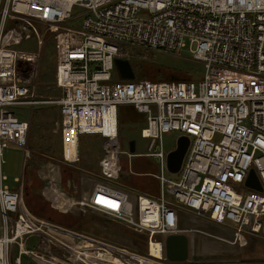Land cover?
Here are the masks:
<instances>
[{
  "label": "built area",
  "instance_id": "1",
  "mask_svg": "<svg viewBox=\"0 0 264 264\" xmlns=\"http://www.w3.org/2000/svg\"><path fill=\"white\" fill-rule=\"evenodd\" d=\"M262 16L264 0H0V264H23V256L27 264H172L162 239L177 230L178 214L164 190L161 196L142 193L137 202L120 182L123 161L131 164L136 156L156 158L163 172V136L170 131L188 135L191 143L179 179L159 176L167 191L200 214L234 220L238 235L258 232L264 193L239 191L236 185L251 167L264 184V124L252 117L264 111ZM47 34L55 43L62 96L41 100L38 79ZM24 43L29 48H22ZM186 47L205 64L199 82L127 80L113 71L114 58L130 56L133 49L179 53ZM44 102L60 106L65 161L79 160L80 134L105 139L99 162L108 181L96 183L82 205L141 232L147 238L145 252L38 215L26 203L25 175L14 185L7 182L8 144H21L26 160L31 156L28 124L12 107ZM123 105L144 115L141 136L155 151L133 154L122 147ZM72 132L77 152L70 156L65 140ZM46 156L37 173L45 197L55 201L51 191L59 168L43 175V167L57 165ZM101 197L110 204H100ZM154 245L160 246L158 255L152 254Z\"/></svg>",
  "mask_w": 264,
  "mask_h": 264
},
{
  "label": "rangeland",
  "instance_id": "2",
  "mask_svg": "<svg viewBox=\"0 0 264 264\" xmlns=\"http://www.w3.org/2000/svg\"><path fill=\"white\" fill-rule=\"evenodd\" d=\"M67 24L72 25L71 22ZM41 30H43V27H41ZM34 42L35 39L30 41L32 45ZM21 47L29 48L27 43L22 44ZM136 55L141 59L137 58ZM124 59L131 62L135 74L137 71L135 70L133 61L135 62L136 59L141 60L143 64H155L162 68L165 67L164 73L168 75H170V70H166V68L188 72L195 79L202 77L204 72L203 64L194 60L192 54L186 49L181 54L133 49L131 55L126 56ZM55 64L56 50L54 40L50 34H47L38 79V94L41 100H51L62 95V91L55 87ZM152 76L154 77L155 74ZM12 110L20 119L31 121L29 147L34 152L26 160L24 157V147L21 144L10 142L3 157V172L7 176V182L10 185H14L16 177L25 175L27 205L29 204L38 215L48 217L59 224L63 223L62 225L66 227L89 233L85 225L87 223L91 225L90 223H92L89 230L93 232L102 230L104 233H108V239L130 247L141 241V249H144L147 242L146 236L128 230L91 210L80 211L76 209L75 212H72L58 200L61 191H65L70 195L74 194L72 189L69 188L72 182L78 186L79 193L77 195L91 186L101 171L98 161L101 157H99V153L100 155L101 153L103 154L105 139L101 135H88L86 137L87 140L82 144L81 160L67 162L63 159L64 143L62 128L59 126L60 108L57 104L44 102L37 104L34 108L26 104H17L12 107ZM119 119L122 120L119 126V140L124 149L129 147L131 140H134L137 153L153 152L156 150V148L150 149V139L141 136V128L144 125L142 114L131 115L129 107L123 105L119 108ZM180 135L181 133L178 131H170L164 134L163 147L166 154L176 147ZM83 136L85 134H82L80 137ZM32 142L35 144H31ZM43 147H50L52 152L48 151V155L57 165H46L41 169V173L45 175L50 170L57 171L56 168H59V175L55 176V185L53 184L52 186V190L54 191H51V195L56 198L55 201L45 197V185L39 179L32 176L34 172L33 168L36 166L34 163L37 159L35 153L39 151L38 148L43 149ZM47 159L45 158V161ZM147 159L155 164L156 170L154 172L159 173L160 168L156 158L149 157ZM87 161L93 163L91 169H85L81 165L87 163ZM125 161L127 160H124V163H126ZM52 166L53 169H51ZM30 172L32 178L29 176ZM123 173L124 177H129L130 173L133 177H137L134 185H130L128 189L133 192H142L140 186L144 178H146L144 173L137 172L131 167L123 171L121 177ZM71 174H73L72 177ZM165 174L172 178H177L180 175L179 173L172 174L168 170H166ZM202 219L193 214L186 217L182 222L181 227L183 232L180 234H185L189 238V258L185 262H175V264H264V216L259 218L261 228L258 232L250 233L244 231L240 236L236 235L232 230L222 229L213 223V225L221 229L214 227L210 224L211 222H207L206 218ZM228 222L232 225L235 224L231 221ZM79 223L83 227H79ZM94 224L95 226H93ZM29 248H32V246H29ZM23 262L27 264L26 256H23Z\"/></svg>",
  "mask_w": 264,
  "mask_h": 264
},
{
  "label": "bare ground",
  "instance_id": "3",
  "mask_svg": "<svg viewBox=\"0 0 264 264\" xmlns=\"http://www.w3.org/2000/svg\"><path fill=\"white\" fill-rule=\"evenodd\" d=\"M261 19L264 21V16H262ZM190 39L193 40L194 37L191 36ZM141 49H143V48H141ZM185 49L188 50V51L192 54V57H193L194 60H196V61H198V62H200V63L203 64V66H204V72H203L202 77H200L199 79H195V78H193V79L173 80V81H171V80H166V79H164V80H153V79H150V78H141V80L151 81V82H154V83H177V82H187V81H195V82H199L200 80H202V79L204 78V76H205V71H206L205 64H204L203 61H201V60L195 58V57H194V54L191 52V50H190L188 47L182 49L179 53L163 52V51H157V52L168 53V54H181V52H182L183 50H185ZM143 50H144V49H143ZM147 51H148V50H147ZM154 52H155V51H154ZM125 57H126V56H123V57H115V58H114V61H113V71H114V73H115L119 78H121V77H120L119 72H118V70H117L116 59H124ZM124 60H127V59H124ZM130 63H131V62H130ZM132 67H133V66H132ZM122 79H123V78H122ZM135 79H138V78L135 76ZM127 80H131V79H127ZM55 87H56V89H59V90L62 91V88L59 87V86L57 85L56 77H55ZM61 96H62V95H61ZM61 96H59V97H57V98H55V99H58V98H60ZM58 106H59V105H58ZM59 108H60V106H59ZM60 113H61V110H60ZM252 117H253V119H254V121H255L256 123L264 124V111H257L256 113H254V114L252 115ZM20 121H21V122H25V123L28 124V131L30 132L31 121L22 120V119H20ZM105 122H106L105 125L107 126L108 123H109V118H107ZM106 129H107V127H106ZM106 132H107V131H106ZM178 132H180V131H178ZM180 133H181V132H180ZM81 135H82V134H80V136H81ZM229 136H230V135H229ZM65 144H66L65 150H66L67 155L73 156L74 154H76V152H77V142H76V135H75L73 132H72L70 135H67V136H66ZM150 144H153V143L150 142ZM99 166H100L101 171H100V174H98L97 178L94 180V182H93L94 184H93L92 188H93L94 185H95L96 183H98V182H101V181H105V182H107V181H108L107 178L104 177V175L102 174V168H101L100 162H99ZM184 166H185V163H184V161H183V164H182V167H181V170H180L179 174H180L181 171L183 170V167H184ZM163 167H164V169H163V172H162V170H161V164L159 163V168H160L159 173H157V172L144 173V176H153V177L156 178V180L158 181V184H159V194L156 195V196H161L162 193H163V190H164L166 199L171 203V206L176 210V212H177V214H178L177 230L165 234L164 237H163V239H162V243H163V247H162V248H163L164 254H165V256H166V259H167L170 263L175 264L174 261H171V260H169V259L167 258V254H166V238H167L169 235H171V234H180V233H182V232H183V229H182V227H181L182 222L186 219V217L192 216L193 214H195L197 217H201V219H202V218H206V219H207V222L214 223V224L220 226L222 229L232 230V231L235 232L236 235H238V234H237V232H238L237 226H238L239 224H238L237 222H235L234 220L229 219V220H226L225 222H219V221L213 219L212 217H210L209 215H203V214H200V213H198L197 210L194 209V208H190V207L187 208V207H185V206L183 205V203L180 202V200L178 199V197H177L175 194H172V193L168 192V191H167V187L162 185L159 176L163 173V175H165V177H166L167 179L174 180V181L176 180V181H177V180L179 179L180 175H179L177 178H172V177H168V176L165 174L166 170H168V168H167V157H166V159H165V163H164V166H163ZM251 170H254V171L256 172V174H257V176H258V178H259V180H260V182H261V185H262V187H263V190H262V191L257 190V189H253V188H251V187H249V186L246 185V181H247V179H248V177H249V174H250ZM122 172H123V171H122ZM122 172H121V174H122ZM130 172H131V171H130ZM145 174H146V175H145ZM177 174H178V173H177ZM120 177H121V176H120ZM7 179H8V178H7ZM83 185H84V184H83ZM236 186H237V188L239 189V191H257V192H259V193H264V184H263V182H262V180H261V178H260L258 172L256 171V169H255L254 167H251V168H250V170H249V172H248V175H247V177L245 178V180H244L242 183H238ZM77 187H78V186H77L75 183H73V182L70 183V187H69V188L72 189V192L74 193L73 195H70L69 193H67V192H65V191H61V192H60L58 200L62 203V205H63L64 207H66L68 210H70V211H72V212H75L76 209H77V210H80V211H85V210H91V211H94V212H96V213H98V214L104 216L105 218H107V219H109V220H112V221L118 223V224L121 225L122 227H125V228L128 229V230H131V229H130L128 226H126L125 224H122V223L118 222L117 220L108 217L107 214H105V213H103V212H101V211H99V210H96V209L94 210V209H91L90 207H87V206L82 205V202H81V201L89 200V199L92 197V194H93V193H92V188H91L90 192H89L86 196H84V197H82V198H76V195L79 193V190H78ZM126 190L131 194V196H132L137 202H139V198H138V197L141 196V194H142L143 192H141V193L133 192V191L129 190L128 188H127ZM213 191H214V189H211V190H210V192H213ZM239 200H240V197H237V201H239ZM99 202H100V204H102V205H108V204H110V202H109L108 200H106L105 198H103V197H101V198L99 199ZM262 216H264V215H262ZM202 220H204V219H202ZM236 220H237V221L239 220L238 217L236 218ZM228 221H231V222H233V223H235V224L232 225V224H230ZM90 224H91V225H89V223H87V224L85 225L86 228L88 229L89 233H85V232H83V231H78V230H77V231L80 232V233H82V234H86V235H89V236H92V237L99 238V239H101V240H103V241H106V242H109V243H113V244H116V245H119V246H122V247L130 248V249H132V250H134V251H136V252H138V253H140V254L143 253V252H145V250H146V246H145L144 249H141V246H142V245H141V241H140L139 243H137V244H134V245H133L134 248H133V246L130 247V246H128V245L121 244V243H119V242H117V241H112V240L108 239V233H104L102 230H100V231H98V232H93V231L89 230V229L91 228V226H92V223H90ZM93 226H95V224H94ZM131 231H133V230H131ZM133 232H135V233H137V234H141V232H136V231H133ZM242 232H244V231H241V233H242ZM111 236H112V234H111ZM238 236H240V235H238ZM63 237H64L65 239H68V237H66V236H63ZM120 239L123 240V238H121V237H120ZM23 249H25V248H24V245H23ZM159 249H160V246H155V245H154V246L152 247V254L158 255L159 252H160ZM23 264H24V262H23ZM84 264H86V263H84Z\"/></svg>",
  "mask_w": 264,
  "mask_h": 264
},
{
  "label": "water",
  "instance_id": "4",
  "mask_svg": "<svg viewBox=\"0 0 264 264\" xmlns=\"http://www.w3.org/2000/svg\"><path fill=\"white\" fill-rule=\"evenodd\" d=\"M117 70L123 79H135V71L129 60L116 59ZM130 106V105H128ZM144 116V115H142ZM191 138L188 135L181 134L177 140L176 147L167 154V168L172 174L180 172L185 155L189 149ZM129 149L136 153V144L134 140L130 141ZM246 185L262 191L263 187L254 170H251ZM167 258L174 262H185L189 258V238L185 234H171L166 238Z\"/></svg>",
  "mask_w": 264,
  "mask_h": 264
},
{
  "label": "trees",
  "instance_id": "5",
  "mask_svg": "<svg viewBox=\"0 0 264 264\" xmlns=\"http://www.w3.org/2000/svg\"><path fill=\"white\" fill-rule=\"evenodd\" d=\"M54 46H55V43H54ZM138 55L140 56V53L138 52ZM139 56L136 55L137 58L141 59ZM133 65L135 67V70L137 71L136 73V76L138 79H141V78H146V77H149L150 79H153V80H184V79H190V78H193L188 72H183V71H179V70H174V69H169V68H166V70H170V75L168 74H165L164 73V70H165V67H161V66H157L155 64H143L141 62V60H138L136 59L135 62L133 61ZM157 71V72H156ZM156 72V73H155ZM155 74V76L153 77L152 75ZM127 107H129V110H130V113L131 115L133 114H140L139 112H137L133 106H128L126 105ZM144 118V116H143ZM119 126L122 122V120L119 119ZM144 121H145V118H144ZM59 126L60 128H62V123H61V113H60V120H59ZM88 135H94V136H97L98 134H87L83 137H80V143H79V154L82 152L83 148H82V144H84V141L87 140L86 137H88ZM31 144H35L34 142H32ZM31 148V147H30ZM39 151H35L36 153V156H37V159L35 161V165L34 168H33V177H36L37 179H39L41 182L42 180L37 176V170L40 168V166L45 162V158H47L46 155H48V151H51L50 147H43V149H40L38 148ZM33 150L31 148V153L33 154ZM52 152V151H51ZM103 154H104V150H103ZM103 154L99 153V157L100 159L102 158ZM80 160H81V157H80ZM79 160V161H80ZM100 161V160H99ZM98 161V162H99ZM126 162V161H125ZM83 165V168L85 169H91V166L93 165L92 162L90 161H87V163L85 164H81ZM122 169L123 171H126L129 167L133 168L134 167V164L132 162V164L130 165L128 162L127 163H122ZM30 169V168H29ZM134 169V168H133ZM135 170V169H134ZM137 171V170H135ZM138 172V171H137ZM29 176L32 178L31 176V172L29 173ZM73 176V174H71V177ZM137 177H133L132 174L130 173V176L129 177H124V173L120 179V182L122 183L123 186L127 185V182H129L131 185L133 184L134 185V181L136 180ZM126 187V186H125ZM14 188V187H13ZM27 197V196H26ZM29 206V204H28ZM29 208L32 210L33 208L29 206ZM39 209V208H37ZM33 211V210H32ZM48 218V217H46ZM50 219V218H48ZM52 220V219H51ZM54 221V220H53ZM63 224V223H62ZM79 227H83V225L81 223H79Z\"/></svg>",
  "mask_w": 264,
  "mask_h": 264
},
{
  "label": "crops",
  "instance_id": "6",
  "mask_svg": "<svg viewBox=\"0 0 264 264\" xmlns=\"http://www.w3.org/2000/svg\"><path fill=\"white\" fill-rule=\"evenodd\" d=\"M138 159L141 162L140 165H137L135 163L136 157L132 159V162L134 164V167L133 168L135 170H137L138 172H141V173H152V172H154L156 170V166H155V164L151 160L147 159L146 157H138ZM127 162L128 161H126V163ZM132 162H131V164H132ZM125 182L127 183V185H125L126 187L124 186V188H130L129 186L131 184L129 182H127V181H125ZM93 184L94 183H92L91 186L88 187L87 190L81 192L79 195H76V198H82V197L86 196L90 192ZM140 188H141V191L143 193H148V194L154 195V196H156V195L159 194V184H158V181L156 180V178L153 177V176H146V178H144V181L141 184ZM138 193H141V192H138ZM210 224L213 225V223H210ZM215 225H213V226L216 227V228H220V227L215 226Z\"/></svg>",
  "mask_w": 264,
  "mask_h": 264
},
{
  "label": "flooded vegetation",
  "instance_id": "7",
  "mask_svg": "<svg viewBox=\"0 0 264 264\" xmlns=\"http://www.w3.org/2000/svg\"><path fill=\"white\" fill-rule=\"evenodd\" d=\"M135 163H136L137 165H140V164H141V162H140V160H139L138 158H136Z\"/></svg>",
  "mask_w": 264,
  "mask_h": 264
}]
</instances>
